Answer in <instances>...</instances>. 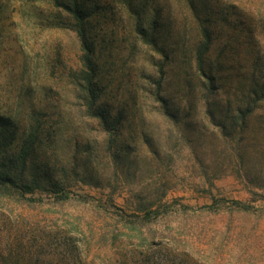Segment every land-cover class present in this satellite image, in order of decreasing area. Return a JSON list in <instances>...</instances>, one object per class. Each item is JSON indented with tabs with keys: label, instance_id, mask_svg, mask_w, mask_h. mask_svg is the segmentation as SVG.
<instances>
[{
	"label": "rangeland",
	"instance_id": "obj_1",
	"mask_svg": "<svg viewBox=\"0 0 264 264\" xmlns=\"http://www.w3.org/2000/svg\"><path fill=\"white\" fill-rule=\"evenodd\" d=\"M71 2L0 0V164L40 198L0 195V264H264V99L230 117L264 81V0H77L106 123Z\"/></svg>",
	"mask_w": 264,
	"mask_h": 264
},
{
	"label": "trees",
	"instance_id": "obj_2",
	"mask_svg": "<svg viewBox=\"0 0 264 264\" xmlns=\"http://www.w3.org/2000/svg\"><path fill=\"white\" fill-rule=\"evenodd\" d=\"M71 12L76 20V32L81 40V51L82 54L80 56L81 61V70L79 73V81L78 88L85 99L87 104V108L92 113V116L98 118L102 123L107 122V111L102 109L100 105H98L99 93L97 92L98 85V69L93 60V47L87 41L85 36V26L82 24L81 18V9L78 7L79 4L77 0H72L71 4ZM213 43V39L211 35L203 30L202 39L198 42L195 49L194 63L195 68L200 75L201 78L205 80L206 90L204 94V103L206 107V115L210 118H213V113L209 112L211 107H215L214 105L220 103L219 98L221 97V89L222 82L220 76L217 75L216 68L214 66V62L210 61L207 64L208 53L211 50ZM264 99V81L261 85L255 86L247 91L246 98L244 104L241 106H236L234 113L230 115L234 122L240 123V125H244L247 114L252 112L257 103ZM228 99L226 101L227 105ZM25 157L22 156L20 158V167L17 169L5 168L3 164H0V195L5 196L7 198H11L18 203L26 202L30 203L31 201L40 200V198H36L33 196H27L26 193H30L33 195V186L31 185V181H34V177H30V173H25L24 164ZM39 183V182H38ZM54 186H58L54 184ZM60 189V187L58 186ZM61 191V189H60ZM56 199V200H55ZM55 201L57 199H63L62 196H56Z\"/></svg>",
	"mask_w": 264,
	"mask_h": 264
}]
</instances>
